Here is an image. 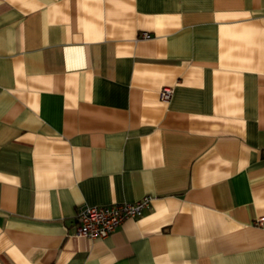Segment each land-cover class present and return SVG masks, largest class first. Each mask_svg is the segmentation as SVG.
<instances>
[{
  "label": "crops",
  "instance_id": "0c3cea01",
  "mask_svg": "<svg viewBox=\"0 0 264 264\" xmlns=\"http://www.w3.org/2000/svg\"><path fill=\"white\" fill-rule=\"evenodd\" d=\"M259 217L264 0H0V264H264Z\"/></svg>",
  "mask_w": 264,
  "mask_h": 264
},
{
  "label": "built area",
  "instance_id": "2783aa9c",
  "mask_svg": "<svg viewBox=\"0 0 264 264\" xmlns=\"http://www.w3.org/2000/svg\"><path fill=\"white\" fill-rule=\"evenodd\" d=\"M142 38L149 37L143 32ZM172 88L163 87L159 92L162 101H169L172 96ZM152 197L149 195L135 202L114 203L107 206L82 205L75 214V233L79 237L90 240L107 238L126 219L140 218L144 211L150 207ZM256 226L264 225V217L255 221Z\"/></svg>",
  "mask_w": 264,
  "mask_h": 264
}]
</instances>
